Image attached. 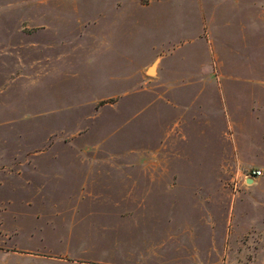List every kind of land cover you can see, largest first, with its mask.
Listing matches in <instances>:
<instances>
[{"label": "rangeland", "instance_id": "rangeland-1", "mask_svg": "<svg viewBox=\"0 0 264 264\" xmlns=\"http://www.w3.org/2000/svg\"><path fill=\"white\" fill-rule=\"evenodd\" d=\"M258 169L264 0H0V264H264Z\"/></svg>", "mask_w": 264, "mask_h": 264}, {"label": "crops", "instance_id": "crops-1", "mask_svg": "<svg viewBox=\"0 0 264 264\" xmlns=\"http://www.w3.org/2000/svg\"><path fill=\"white\" fill-rule=\"evenodd\" d=\"M164 60L162 59V56L161 55H152L151 57H150V59L149 60H147L144 64H143V66L145 67V66H149V65H151V66H154V65H157L156 66V73H155V76L157 77V76H159V65L163 62ZM142 66V67H143ZM154 70H155V68L153 67L151 70H150V72H154ZM171 78H167V82H168V80H170L172 83L171 84H168V83H165L164 81L166 80L165 78H164V80H163V86L162 87H160L159 89H162V90H159L160 92V94H159V96L160 97H162V96H171V94L175 91V90H178L179 89V87H182V88H190L191 87V81L192 80H196L197 79V74L195 73V74H192L191 72H186L185 74H183V73H174V74H171V76H170ZM201 77H203V78H206V80L208 79V78H210V80L212 79V75H205V76H203V75H201ZM186 81V82H185ZM185 86V87H184ZM163 92V94L161 95V93ZM129 95V94H128ZM186 116H187V114H184V119L187 121V118H186ZM262 178V177H261ZM257 179H260V178H257ZM257 179H254L253 180V183H255V181L257 180ZM248 181V180H247ZM252 183V184H253ZM251 187H253V188H257V185L256 184H254L253 186H251ZM260 189L262 188V187H259ZM262 191H263V193H264V189H261ZM257 224H260L258 221H256L255 220V226L257 225ZM85 259H88V258H85ZM74 262H77V263H80V264H100L99 262H93V261H90V260H86V261H74Z\"/></svg>", "mask_w": 264, "mask_h": 264}, {"label": "built area", "instance_id": "built-area-1", "mask_svg": "<svg viewBox=\"0 0 264 264\" xmlns=\"http://www.w3.org/2000/svg\"><path fill=\"white\" fill-rule=\"evenodd\" d=\"M254 179H257V178H261V177H264V173L262 170L258 169V170H254L252 172V176H251Z\"/></svg>", "mask_w": 264, "mask_h": 264}, {"label": "water", "instance_id": "water-1", "mask_svg": "<svg viewBox=\"0 0 264 264\" xmlns=\"http://www.w3.org/2000/svg\"><path fill=\"white\" fill-rule=\"evenodd\" d=\"M152 74V73H151ZM247 183L248 184H252L253 183V179H249L248 181H247Z\"/></svg>", "mask_w": 264, "mask_h": 264}, {"label": "bare ground", "instance_id": "bare-ground-1", "mask_svg": "<svg viewBox=\"0 0 264 264\" xmlns=\"http://www.w3.org/2000/svg\"><path fill=\"white\" fill-rule=\"evenodd\" d=\"M150 73H153V72H150Z\"/></svg>", "mask_w": 264, "mask_h": 264}]
</instances>
